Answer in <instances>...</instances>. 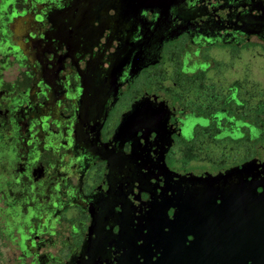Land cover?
I'll list each match as a JSON object with an SVG mask.
<instances>
[{
	"label": "flooded vegetation",
	"instance_id": "af4514ba",
	"mask_svg": "<svg viewBox=\"0 0 264 264\" xmlns=\"http://www.w3.org/2000/svg\"><path fill=\"white\" fill-rule=\"evenodd\" d=\"M0 53L11 264H264V0H1Z\"/></svg>",
	"mask_w": 264,
	"mask_h": 264
},
{
	"label": "rangeland",
	"instance_id": "374dc122",
	"mask_svg": "<svg viewBox=\"0 0 264 264\" xmlns=\"http://www.w3.org/2000/svg\"><path fill=\"white\" fill-rule=\"evenodd\" d=\"M1 1V0H0ZM1 53H0V63L1 61ZM0 186L2 184L0 183ZM1 188V187H0ZM4 203L0 201V264H11L16 263L18 261V254L11 252L12 243H11V235L5 229H9V226L5 224V211H4ZM9 245L10 248L8 246Z\"/></svg>",
	"mask_w": 264,
	"mask_h": 264
},
{
	"label": "water",
	"instance_id": "95a60500",
	"mask_svg": "<svg viewBox=\"0 0 264 264\" xmlns=\"http://www.w3.org/2000/svg\"><path fill=\"white\" fill-rule=\"evenodd\" d=\"M250 230H249V243H250V253H251V257L255 259L258 258V253L254 250H258V244L259 242L264 238V231H262V229H264L263 226H259V225H250ZM263 235V237H262ZM213 250L214 248V242L211 243ZM224 248V247H222ZM207 250H211L210 248H207Z\"/></svg>",
	"mask_w": 264,
	"mask_h": 264
}]
</instances>
